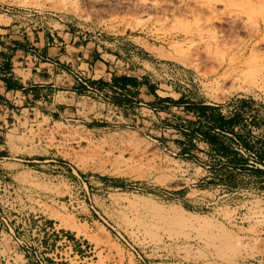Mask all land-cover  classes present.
Here are the masks:
<instances>
[{
    "label": "rangeland",
    "instance_id": "1",
    "mask_svg": "<svg viewBox=\"0 0 264 264\" xmlns=\"http://www.w3.org/2000/svg\"><path fill=\"white\" fill-rule=\"evenodd\" d=\"M0 12L26 36L66 28L116 57L114 77L156 91L74 71L98 130L1 127L0 264H264V0H0ZM219 116L236 119L222 130Z\"/></svg>",
    "mask_w": 264,
    "mask_h": 264
},
{
    "label": "crops",
    "instance_id": "2",
    "mask_svg": "<svg viewBox=\"0 0 264 264\" xmlns=\"http://www.w3.org/2000/svg\"><path fill=\"white\" fill-rule=\"evenodd\" d=\"M28 35L19 30L12 18L0 12V129L27 118L47 117L50 121L73 118L85 124L88 129L98 130L102 122L95 120V117H92L94 120L90 119L91 102L85 100L86 105L81 103L79 95L72 88L75 81L70 74H74V71L83 70L84 74L93 79L103 77L106 81L113 80L115 88L131 94L142 91L145 94L148 91L149 96L142 95L147 99L156 95L154 86L146 81L141 82L139 78L126 74H115L114 77L113 64L116 57L91 48L90 44L82 42L80 37L66 28ZM105 56L110 57V60H106ZM59 79H63L62 84L68 82V91L57 92L55 87L59 85ZM168 102L171 100L158 98L152 107L167 112ZM153 119L137 117L134 121L149 130L155 127ZM232 119L236 117L224 118L227 124ZM208 144L218 151L219 145Z\"/></svg>",
    "mask_w": 264,
    "mask_h": 264
},
{
    "label": "trees",
    "instance_id": "3",
    "mask_svg": "<svg viewBox=\"0 0 264 264\" xmlns=\"http://www.w3.org/2000/svg\"><path fill=\"white\" fill-rule=\"evenodd\" d=\"M203 113H205L206 109L207 108H204V107H200L199 108ZM224 116H219L217 118V122H218V125L220 127V129L224 130L226 129V123L224 122ZM204 139L207 143H214L216 145H219V149H218V152L219 153H222L226 156H229L232 154L233 156V163L237 164L239 161H242L241 159H238L237 157V152H233L231 151V149L229 147H227L224 142L218 137V136H215L211 133H208V132H204Z\"/></svg>",
    "mask_w": 264,
    "mask_h": 264
},
{
    "label": "bare ground",
    "instance_id": "4",
    "mask_svg": "<svg viewBox=\"0 0 264 264\" xmlns=\"http://www.w3.org/2000/svg\"><path fill=\"white\" fill-rule=\"evenodd\" d=\"M65 225L68 228H70V229H72L74 231H79V227H77V225L74 223V221L72 219H69V220L65 221ZM219 240H221L222 244L225 245V246H228L229 247V246L232 245V239H228L225 235L222 236V238H219ZM235 242L237 243L238 241L237 240H234V243Z\"/></svg>",
    "mask_w": 264,
    "mask_h": 264
}]
</instances>
